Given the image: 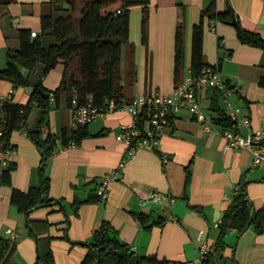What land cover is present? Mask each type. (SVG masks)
Returning a JSON list of instances; mask_svg holds the SVG:
<instances>
[{
	"label": "crops",
	"instance_id": "obj_1",
	"mask_svg": "<svg viewBox=\"0 0 264 264\" xmlns=\"http://www.w3.org/2000/svg\"><path fill=\"white\" fill-rule=\"evenodd\" d=\"M55 0H12L0 4V69L7 64V52L18 48L19 29L41 32V16ZM125 0L110 3L119 10ZM129 9L130 42L122 48L121 74L125 96L129 99L154 92L170 93L190 71L193 27L204 8L214 3L218 11L230 4L242 25L264 36V0H134ZM82 7L78 11L81 13ZM185 16V61L179 80H175V39L178 21ZM147 41H143V20ZM133 48L130 57L131 46ZM204 61L218 67L222 78L232 86L230 99L251 120L254 131H264V49L242 43L233 24L208 19L204 22ZM134 70V77L130 71ZM132 70V71H133ZM62 67L51 70L43 79L47 89H55L62 80ZM12 83L0 76V103L9 97ZM213 91V90H212ZM212 91L202 94L206 111L214 118L212 130L194 119L188 111L175 116L163 128L155 149L139 148L126 159L127 145L117 138L122 123L132 121L125 111L102 115L88 126L90 136L80 145L61 149L50 159V194L65 201L63 210L41 208L32 213L37 220L48 219L54 264H81L88 248L61 238L65 219L69 218L68 236L72 241L90 243L94 230L109 221L118 236L137 255H156L174 264H199L201 230L214 248L218 228L232 195L241 181H248L247 192L256 208L264 205V166H253L247 149L224 151L225 138L211 109ZM30 93L24 87L15 90V101L26 103ZM225 113L228 111L219 101ZM36 109L30 112L32 125ZM51 133L63 127L75 128L70 108L61 105L49 115ZM242 134L247 128L240 127ZM15 146L11 160L12 185L0 187V236L17 240L18 264H37L38 247L29 235L25 215L11 204L12 188L27 191L38 183L37 168L41 154L35 142L23 131H14ZM164 156L168 159L165 161ZM125 161L123 162V160ZM123 165L121 166V163ZM191 180L186 184L187 168ZM117 171L108 183V197L83 204L75 212L70 203L77 195L87 199L97 194V183L106 174ZM157 191L165 197L149 200ZM147 216L146 228L139 216ZM11 230L12 233H8ZM224 255L234 264H264V233L249 228L241 236L230 232ZM230 262V261H229ZM40 264V263H39Z\"/></svg>",
	"mask_w": 264,
	"mask_h": 264
},
{
	"label": "trees",
	"instance_id": "obj_2",
	"mask_svg": "<svg viewBox=\"0 0 264 264\" xmlns=\"http://www.w3.org/2000/svg\"><path fill=\"white\" fill-rule=\"evenodd\" d=\"M12 0H0V4H9ZM117 0H55L48 11L41 16V32L31 37L30 29H19L18 48L7 52V64L0 69V76L12 83L16 90L19 87H32L33 93L26 103L11 98L0 103V151L12 150L11 142L14 131H23L35 142L41 161L37 168L38 183L27 191L12 188L10 202L26 218L30 236L36 239L38 247L37 264H54L55 256L51 246L54 235L48 219L37 220L32 213L41 208L50 212L63 210L65 201L53 198L50 194L51 178L49 173L50 159L61 149L80 145L90 133L89 124L77 125L75 128L63 127L59 133H51L49 115L52 110L65 105L72 108L73 100L79 105L88 97L97 105H103L107 99L129 100L122 85L121 59L122 48L130 42V14L128 7L134 0H125L119 10L108 9L110 3ZM82 7L80 15L78 11ZM223 21L235 24L237 36L244 44L264 49V36L246 29L238 19L233 7L228 4L226 10L218 11L211 3L203 9L200 21L194 25L192 33V53L190 70L199 72L210 66L204 61L203 38L204 22ZM146 21L143 20V41H147ZM185 16L178 21L175 41V80H179L185 61ZM130 57H132L133 46ZM62 67V80L55 89H47L43 79L53 69ZM133 70V69H132ZM130 76L134 77L133 71ZM264 85V76L261 79ZM229 88H232L227 84ZM222 93L219 89L212 91L211 109L216 113V123L221 128H234L231 120L220 105ZM36 109L35 122L28 123L30 112ZM15 164L10 159L0 166V187L12 185L11 172ZM191 180V167L187 168L186 184ZM100 181L97 183V188ZM248 181L241 179L237 185L229 206L219 224L214 248L200 264H226L224 251L227 247L226 236L236 232L241 236L249 228L256 233H264V205L256 208L247 192ZM104 200L98 193L87 199L77 195L70 203L75 212L89 202ZM140 222L150 228L147 216L140 215ZM64 233L72 244H83L88 250L81 264H174L168 259L156 255H137L129 244L123 241L117 230L109 221L94 230L90 243L72 241L68 236L69 218L64 221ZM17 240L0 236V264H18L15 260Z\"/></svg>",
	"mask_w": 264,
	"mask_h": 264
},
{
	"label": "built area",
	"instance_id": "obj_3",
	"mask_svg": "<svg viewBox=\"0 0 264 264\" xmlns=\"http://www.w3.org/2000/svg\"><path fill=\"white\" fill-rule=\"evenodd\" d=\"M37 36L36 31H31L32 38ZM215 89L221 91L222 100L226 109H228L226 115L235 124L234 128L221 129V133L225 138L224 151L247 149L253 155L252 165L264 166V131H254L250 118L241 114V107L233 105L230 99L232 89L228 87L215 65L204 67L199 72L190 70L170 93L141 94L130 101L125 99L117 101L112 98L107 99L103 105L95 104L91 97H88L82 105H79L78 101L74 99L71 111L76 125L90 124L98 117L116 111L128 112L132 116V121L122 123L117 135V138L127 145V159L139 148L155 149L163 128L169 126L171 120L182 111H188L194 119L204 123L207 130H212L211 126H213L214 118L205 110L202 103V94ZM13 94H15V90L12 87L8 98H11ZM244 126L247 128V134L240 132V127ZM12 154V150L0 151V166L5 165L11 159ZM163 158L165 161L168 159L167 156ZM113 176L117 177V171L104 175L100 180L97 191L103 199L108 197V183ZM162 197L165 196L157 191H153L148 195L149 200H158ZM220 223L221 220L214 226L217 228ZM8 233H12V231L8 230ZM199 241L200 264L210 253L212 246L209 244L204 230L199 233Z\"/></svg>",
	"mask_w": 264,
	"mask_h": 264
},
{
	"label": "water",
	"instance_id": "obj_4",
	"mask_svg": "<svg viewBox=\"0 0 264 264\" xmlns=\"http://www.w3.org/2000/svg\"><path fill=\"white\" fill-rule=\"evenodd\" d=\"M232 22H233V24H235V20H233ZM26 90H27L30 94H32L33 91H34V89H33L32 87H27Z\"/></svg>",
	"mask_w": 264,
	"mask_h": 264
},
{
	"label": "rangeland",
	"instance_id": "obj_5",
	"mask_svg": "<svg viewBox=\"0 0 264 264\" xmlns=\"http://www.w3.org/2000/svg\"><path fill=\"white\" fill-rule=\"evenodd\" d=\"M14 96H15V95H14ZM131 99H133V98H131ZM131 99H129L128 101H130ZM14 100H15V98H14ZM229 261H230V262H229ZM226 264H234V262L230 259V260L227 261Z\"/></svg>",
	"mask_w": 264,
	"mask_h": 264
}]
</instances>
